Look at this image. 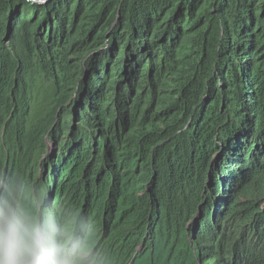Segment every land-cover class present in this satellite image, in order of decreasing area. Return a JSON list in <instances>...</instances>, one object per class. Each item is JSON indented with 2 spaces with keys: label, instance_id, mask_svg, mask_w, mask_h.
I'll return each instance as SVG.
<instances>
[{
  "label": "trees",
  "instance_id": "1",
  "mask_svg": "<svg viewBox=\"0 0 264 264\" xmlns=\"http://www.w3.org/2000/svg\"><path fill=\"white\" fill-rule=\"evenodd\" d=\"M213 4L216 14L211 12ZM118 8L120 19L112 44L105 49V34L117 19ZM220 23L226 35L221 53L246 63L242 71L246 69L247 87L224 71L229 82L222 80V89L215 81L221 94L212 84L215 98L204 103L220 45ZM93 52L87 68L102 83L99 98H120L123 108L116 112L101 104L83 122L91 133L115 135L112 145L122 150L117 157L121 165L109 159V148L92 152L91 144L79 147L84 161L76 164L64 149L52 161L45 188L51 193L56 186L58 196L68 200L66 209H76L81 232L88 227L100 230L103 240L116 237L105 264L111 259L125 264L140 243L138 233L116 234L130 226L137 208L147 213L148 199L131 190L145 182L136 184L139 177L149 176L145 159L163 140L168 142L156 156L158 204L150 238L154 252L146 250L135 264H150L151 257L154 264H195L185 227L198 212L201 195L189 177L200 174L209 162L216 127L225 121L220 114L223 99L224 112L231 118L227 132L235 136L230 141L248 146L247 153L254 145L262 146L255 158L261 167L241 200L222 189L214 218L206 222L203 217L190 231L204 264H264V212H257L256 232L249 228L242 232V225L261 207L253 198L264 194V0H51L45 5L0 0V170L9 156L6 176L12 187L20 183L27 193L26 172L34 173L41 152L44 126L32 127L28 121L53 112L58 100L74 89L84 59ZM198 103L203 105L194 124L176 135ZM139 140L142 153L136 159ZM124 147L132 162L124 158ZM81 174L97 185L102 199L111 190L107 209L93 204L84 212L81 208L89 199L63 194V186ZM41 178L39 174L36 183ZM26 193L21 196L30 203ZM124 239L128 249L121 248Z\"/></svg>",
  "mask_w": 264,
  "mask_h": 264
},
{
  "label": "clouds",
  "instance_id": "2",
  "mask_svg": "<svg viewBox=\"0 0 264 264\" xmlns=\"http://www.w3.org/2000/svg\"><path fill=\"white\" fill-rule=\"evenodd\" d=\"M25 1L32 4L45 5L51 0ZM118 9L120 10V8ZM211 12L213 14L217 13L215 4L212 5ZM119 19L120 15L118 20L116 19L112 24L114 25L113 31L109 32L110 27L105 34V49H109L112 44ZM242 29L244 30V28ZM225 41V31L220 23V45L214 58L212 76L207 81L208 91L203 97L204 103L208 99L215 98L212 84L216 87V93L221 94V90L217 88L215 81L220 83L222 89L225 87L222 80L225 83L229 82L224 71H229L231 76H235V79H233L236 84L245 85L246 80L248 81L245 76L246 69L242 71L246 63L240 59L236 60L233 54L221 53V45ZM93 55L94 52L84 59L81 77L76 86L70 93L63 95L58 100L53 112L46 118L37 116L28 121L29 126L43 125L44 129L39 138L41 152L36 158V169L33 174L26 172L25 175L29 185H27V193L22 184L19 183L16 184V187H12L7 181L6 175L10 157H5L3 167L0 170V264H89L92 259H95L96 262L102 260V263L105 264L108 256L113 252L112 243L116 237L109 242L102 239L100 230L95 231L87 227L84 229L85 232H81L75 223L76 209L72 207L66 209L68 200L61 199V196H58L55 189L56 186L53 187L51 193H48L45 188L47 178L52 170V161L59 158L61 150L64 149L70 152V158L76 164L84 161L82 154L79 152V147L91 144L93 147L92 152L96 148L101 151L109 148V159L116 166L121 165V161L117 157L122 154V150L112 145L115 135L108 138V134L100 130L91 133V129L83 122L90 114L98 112L101 104L116 112H120L121 108H123V102L120 98L112 100L99 98L102 93V83L97 81L94 74L89 75L87 68L88 62ZM202 59L198 65L201 64ZM245 87L247 86L245 85ZM109 90L111 94H115L114 90L110 88ZM225 103V99L220 103V114L225 117V121L216 127L209 162L202 166L200 174H191L189 177L190 185L201 195V201L197 206V210L200 212L196 211L193 219L185 227L186 240L191 247L195 264L204 263L199 245L194 242L190 231L192 225L201 222L203 217L206 222L214 218L216 213L215 204L222 201L221 194L218 193L222 189L233 192L230 181L234 182L233 190L236 188V191L233 192L234 195L238 200H241L248 184L254 176H257V172L261 167V164L255 158L262 151V146L254 145L251 152L247 153L248 146H241L240 141L238 143L230 141L235 136H231L227 132V126L231 123V118L226 115L227 110L224 112ZM207 104L209 105V103ZM202 105V103L196 105L192 115L185 118L182 124L183 127L177 131L176 135L189 130L194 124L196 111ZM13 117V114L10 115L7 122L11 121ZM140 142L141 140H139V145L134 153L137 157L136 159H139V154L141 155L142 153ZM167 142L168 140H163L153 147L150 158L145 159L149 176L147 178L139 177L136 184L146 179L145 182L138 184L139 190H131L132 193L137 194L138 198L146 197L148 199L147 213H143L137 208L135 218L131 221L130 226L119 228V232L116 234L118 236L138 233V237L141 239L140 243L129 257L133 261L139 258L146 250L150 255L154 252V245L150 238L151 226L154 222L158 204V198L155 193L158 174L156 156L157 151ZM73 146L77 148L73 149ZM123 153L124 158L128 156V160L133 161L125 147L123 148ZM90 154L94 155V153ZM105 170L108 172L107 167H105ZM39 174L42 176L41 182L36 183V178ZM22 192L27 194L26 196L29 197L30 203H26L25 199L22 198ZM63 194H68L69 196L78 195L89 199L88 204L81 208L84 212L88 211V207L93 204H102L107 209L108 202L112 197L110 190L102 199L98 193L97 185L87 181L83 174L79 175L74 182L65 184L63 186ZM253 199H255V202H260L261 207L255 209V212L251 214L253 217L248 224L242 225V232L247 228L256 232L260 220L256 218L257 212H264V194L261 199L258 197ZM209 208L212 209V213L206 212ZM104 215L105 212L103 211ZM82 217H87V215ZM127 243L128 239H124L121 248L128 249ZM143 243L144 245H142ZM84 246H86V250L82 252ZM150 261V264H154L153 257H151ZM125 264L132 263L128 260Z\"/></svg>",
  "mask_w": 264,
  "mask_h": 264
},
{
  "label": "water",
  "instance_id": "3",
  "mask_svg": "<svg viewBox=\"0 0 264 264\" xmlns=\"http://www.w3.org/2000/svg\"><path fill=\"white\" fill-rule=\"evenodd\" d=\"M118 10H119V9H118ZM118 18H119V14L117 15V20H118ZM113 29H114V25L111 26L109 32H112ZM99 121H100V123L103 124V125H108V121H106V120H104V119H99ZM147 225H148V224H147ZM142 245H144V243H143ZM142 245H141V246H142ZM141 246H140V247H141ZM140 247H138V248H140ZM85 250H86V246L83 247L82 252H85ZM83 254H84V253H83ZM129 261H130L132 264H135V261L130 260V259H129ZM89 264H104V263L96 262L95 259H92V260L89 262ZM110 264H117V263H116V261H115L114 259H111V260H110Z\"/></svg>",
  "mask_w": 264,
  "mask_h": 264
},
{
  "label": "bare ground",
  "instance_id": "4",
  "mask_svg": "<svg viewBox=\"0 0 264 264\" xmlns=\"http://www.w3.org/2000/svg\"><path fill=\"white\" fill-rule=\"evenodd\" d=\"M252 113V112H251ZM230 183L232 184V191L233 192H235L236 191V188H234V190H233V186H234V182L233 181H230ZM228 191H230V190H228ZM198 212H200L199 210H198ZM208 213H212V209L211 208H209V212ZM51 217V216H50ZM138 261V260H137ZM145 263H148V262H145Z\"/></svg>",
  "mask_w": 264,
  "mask_h": 264
},
{
  "label": "rangeland",
  "instance_id": "5",
  "mask_svg": "<svg viewBox=\"0 0 264 264\" xmlns=\"http://www.w3.org/2000/svg\"><path fill=\"white\" fill-rule=\"evenodd\" d=\"M233 109H235V107H234ZM240 111H241V110H240V109H238V113H240Z\"/></svg>",
  "mask_w": 264,
  "mask_h": 264
}]
</instances>
